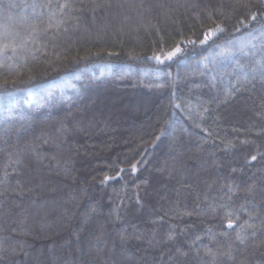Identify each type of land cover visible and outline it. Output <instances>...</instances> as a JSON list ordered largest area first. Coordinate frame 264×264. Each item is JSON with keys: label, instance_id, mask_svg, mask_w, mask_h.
Here are the masks:
<instances>
[{"label": "trees", "instance_id": "16d2710c", "mask_svg": "<svg viewBox=\"0 0 264 264\" xmlns=\"http://www.w3.org/2000/svg\"><path fill=\"white\" fill-rule=\"evenodd\" d=\"M95 2L111 8L92 13L84 0L79 20L49 27L47 13L17 7L7 21L23 33L26 16L39 30L0 57V237H10L7 249L25 242L26 253L4 264H212L205 252L235 240L226 213L244 205L264 217V78L251 71L264 51V8L259 0H239L250 8L238 0ZM216 25L224 31L201 44ZM135 105L146 110L133 114ZM237 215V224L249 221L248 212ZM249 223L257 236L248 229L236 259L216 264H239L264 241L260 221ZM260 251L250 264H264Z\"/></svg>", "mask_w": 264, "mask_h": 264}, {"label": "snow or ice", "instance_id": "6c2138e0", "mask_svg": "<svg viewBox=\"0 0 264 264\" xmlns=\"http://www.w3.org/2000/svg\"><path fill=\"white\" fill-rule=\"evenodd\" d=\"M89 4L91 6V11L92 13H95L96 10L98 8H111L110 4H97L95 2V0H89ZM259 4L261 6V8H264V0H259ZM89 5L84 3V0H80V3L77 4L75 2V0H63V2H58L53 5L51 3L49 4H36L33 3L31 5L29 4H24V5H17V4H13V3H8L5 4L4 0H0V10H4L6 12V15L4 17L5 19V23L3 25H0V27L3 28V31L0 32V57L3 58H10L8 57V52L9 50H11V52L15 55L17 53L18 49H23L25 48V46L28 44L30 39H34L35 34L38 32V25L29 21L28 17H21L20 19V24L21 27L23 28V33L19 30V29H9L8 23L7 21L12 20V9L17 8V7H24V8H28L31 7L33 9V13L36 16H43L45 13H47L48 17H49V27H51V22L52 21H56L57 25L61 24L64 22L63 17L64 16H68L70 18H75L77 20L80 19L79 16H73L74 13H78V12H82L84 11ZM238 7H245V8H250L251 5L247 4V3H237ZM123 7V6H121ZM128 7L131 8H135L136 10H140L144 8L143 4L140 5H128ZM37 8L41 9L40 13H36L35 10ZM148 11H150V8L147 9ZM140 15H143L144 12L140 11L139 12ZM260 9H257V11L255 12H250V14L247 17V20L249 22L254 21L257 19V16L260 15ZM57 17H60V19L58 20ZM128 17H126L127 19ZM93 19H95V17L93 16ZM240 25L247 27V23L245 22L244 19L240 20ZM46 30V29H44ZM236 31H239V28L235 29ZM224 28L221 27L220 25H216V27L214 29H210L208 31H206V33L204 34V38L200 41L201 44H205L209 41V39L216 35L219 32H223ZM24 33H26V35H24ZM180 49L179 47H177L176 49H174L172 52H169L167 54V56L165 57L168 60H171L173 58V56L176 55L177 52H179ZM98 54V53H97ZM110 55H115V53H109ZM155 58L158 62H163L161 60V58L159 56H155V57H150L149 59ZM243 67V66H240ZM251 71L253 74L255 73H259V75L261 76V78H264V51H262L260 53V59L256 60L254 62V64L252 65ZM15 83V81H9L7 79H5L3 81V83L7 84V83ZM243 143H247V141L243 142ZM53 159H55V157H53ZM257 159L256 155L251 156L250 161H255ZM17 164L20 163L19 160L16 161ZM132 170L133 172L136 171V165L133 164L132 165ZM123 171V170H121ZM235 171V170H234ZM7 175V173H6ZM109 177H105V180H108ZM252 188L251 186H249V192H251ZM229 191H232L231 186L229 187ZM240 211H244V212H248L249 213V221L251 220H259L260 221V234L264 235V217L260 216L259 214L253 216L251 214V210L246 208L244 205H241L239 209H234L231 212L226 213V217H227V223L226 225H224L225 228L227 229H233L235 227L236 229V235H235V240L234 241H230L226 247V249L220 251H213L211 249H208L205 252L206 256H209L212 258V264H216L217 258L222 256V257H226L227 260H235L236 257L233 255V248L234 246L237 244L239 245H245L246 241L248 240V229H252L251 232V236L252 237H256L257 236V227L255 224L253 223H249V221H245L243 224H237L236 221L239 220V216L237 215L238 212ZM188 215H191V213H188ZM232 217H235V219H233ZM18 228L21 229V231L19 232V234L21 235H26L25 232H23L22 230V226H23V220H19L16 222ZM12 231H17V229H12ZM220 235H224L227 236L229 235V233L227 232H221ZM10 239V237H0V264H4L5 261L8 260L9 255L11 256H16V255H20L21 253H24V243L23 241H19V251H17V249L15 247H12L10 249L4 248L3 244L5 243L6 240ZM101 237L97 236L96 237V241L97 243L100 242ZM125 237L121 236V240H124ZM168 239L171 240L173 239V237L171 235L168 236ZM201 238L199 236L196 237V240H200ZM193 243H195V240L193 241ZM264 248V241H261L260 244H256L253 245L252 251L247 255V256H241L239 264H250V261L253 260L256 256V252L260 249ZM177 253H179V255L181 256H187L188 253L181 251L180 248H177ZM26 255V253H24ZM260 254L262 256H264V251H260ZM205 264H208V262H205Z\"/></svg>", "mask_w": 264, "mask_h": 264}, {"label": "rangeland", "instance_id": "374dc122", "mask_svg": "<svg viewBox=\"0 0 264 264\" xmlns=\"http://www.w3.org/2000/svg\"><path fill=\"white\" fill-rule=\"evenodd\" d=\"M102 92L103 91H101V92H97V94H98V99H102L104 96L102 95ZM101 94V96H99ZM101 97V98H100ZM122 97L121 96H115V99H113L114 101H116V102H118L119 101V99H121ZM140 106V108H138V105H135L134 107H130V109H131V112L133 113V114H138V112H141V111H144V110H146V108H144L142 105H139ZM123 108H124V106L123 105H121V106H115V113L116 114H114V117H115V120H117L118 122L120 121V117L118 116V114L117 113H119L118 111H121V110H123Z\"/></svg>", "mask_w": 264, "mask_h": 264}]
</instances>
